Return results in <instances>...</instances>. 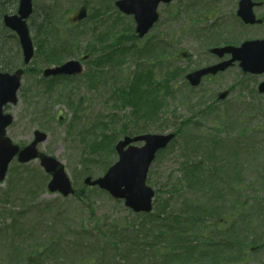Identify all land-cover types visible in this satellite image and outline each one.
Listing matches in <instances>:
<instances>
[{"label": "rangeland", "instance_id": "1", "mask_svg": "<svg viewBox=\"0 0 264 264\" xmlns=\"http://www.w3.org/2000/svg\"><path fill=\"white\" fill-rule=\"evenodd\" d=\"M115 1L34 0L37 11L30 25L36 50L27 65L16 33L6 32L5 37L0 25V44L2 40L9 43L14 68L25 67L18 103L5 107L14 116L8 136L23 147L33 141L35 130L45 131L48 137L39 149L59 159L75 189L86 192L85 203L53 193L47 187L51 176L39 159L20 163L15 158L0 182V264H83L93 255L99 257L94 264H137L136 254L145 246L137 251L135 245L130 258L120 252L122 257L115 260L111 247L114 241L140 244L132 234L135 229L112 232L109 225L138 224L141 239L152 240L154 235L143 226H149L150 217L139 216L123 201L87 186L84 180L88 175H104L118 160L115 145L125 135L165 132L176 136L157 153L148 172L147 184L155 190L151 213L156 214L163 203L166 213L170 208L178 210L174 230L196 229L193 212L181 210L183 202L212 209L200 208L205 232L188 237L193 241L184 254L173 251L165 259L158 254L153 263L188 264L201 258L212 264L209 260L220 257L219 264H264V95L258 91L264 73L245 74L236 63L205 77L196 87L185 78L187 72L216 62L210 47L258 37L264 34V26L244 25L237 16L239 0H174L160 6L159 21L139 38L133 16L122 13ZM83 5L91 19L62 27L73 22ZM17 8L18 1L9 12ZM95 26L96 36L104 35L93 42L95 47L105 51L113 47V59L95 66L97 50L81 76L45 80V67L87 52ZM58 28L84 30L71 41L74 50L78 45L80 49L59 62L45 56L44 48L45 41L55 40ZM118 42L123 44L116 46ZM148 71L149 85L160 89L161 104L145 114L147 105L136 108L125 102L122 90ZM223 91L228 94L219 99ZM192 168L195 174L189 178ZM171 236L179 247L182 234L172 232ZM151 251L157 254L158 249Z\"/></svg>", "mask_w": 264, "mask_h": 264}, {"label": "water", "instance_id": "2", "mask_svg": "<svg viewBox=\"0 0 264 264\" xmlns=\"http://www.w3.org/2000/svg\"><path fill=\"white\" fill-rule=\"evenodd\" d=\"M173 0H117L115 4L119 10L127 15H134L136 32L144 37L159 20L158 12L161 3ZM253 0H240L237 14L247 24L261 23L256 17ZM33 12V0H20L19 9L15 14H5L4 24L15 31L19 37L23 50V61L28 64L33 56L35 47L30 36L28 18ZM88 14L87 8L82 7L75 19L83 20ZM211 52L219 57L230 55L218 63L193 70L186 75L191 85L200 84L207 74H216L239 62L245 73H264V38L249 39L240 45L215 46ZM83 71L82 64L70 59L63 64L51 66L44 70L45 76L59 74H79ZM24 68L13 72L0 71V181L6 178L10 163L18 156V161L27 163L39 159L42 167L51 175L48 182L49 191L60 193L64 197L74 194L73 182L66 171L65 165L56 157L39 150V143L45 141L48 134L41 130L35 131V139L24 147L14 143L7 135V128L14 121L11 113L5 112L7 104L18 102V92L21 87ZM258 90L264 94V81ZM227 91L220 97L224 98ZM175 137L174 132L144 133L135 136L126 135L120 139L115 149L118 160L113 163L102 176L94 178L87 176L84 183L88 186H99L135 212H150L153 210L155 190L147 184V176L152 162L159 150L166 148ZM143 142L142 145H136Z\"/></svg>", "mask_w": 264, "mask_h": 264}, {"label": "trees", "instance_id": "3", "mask_svg": "<svg viewBox=\"0 0 264 264\" xmlns=\"http://www.w3.org/2000/svg\"><path fill=\"white\" fill-rule=\"evenodd\" d=\"M18 0H0V21L2 20V15L9 12L11 6L13 3L17 2ZM91 16H88V19L90 20ZM87 21V20H86ZM1 26V34L5 35L4 33L9 32L8 29L3 26V24H0ZM62 27L66 26H73L71 24L64 23L61 25ZM44 32L47 33L46 28H44ZM84 30L82 29H78L77 32H72L69 31L68 29L63 30V28H58L56 30V38L55 40H51V41H45L47 44H54L52 46H48L47 50H52V53L49 55V57H55L58 58L57 62L61 61L62 58L66 57L68 54H71L72 52H74V47L75 44H73L71 41L72 39H74L73 35L76 34H80L81 32H83ZM92 36H93V40L88 41L92 42H99L100 40H102V38H104V35L101 34L100 37L99 35L96 36V26L93 28L92 30ZM99 37V38H98ZM2 51L0 52V65L2 66V71H9L12 70L15 65V55L12 54V49L10 47H8V42L2 40ZM102 42H105L104 40ZM58 44L64 45V46H56ZM116 46H121L123 43L122 42H118L115 43ZM78 49H80V45L77 46ZM91 43L86 45V49L87 50H91ZM113 47L112 50H107L104 51L102 55H99L98 60L97 61V66L102 67V65L104 64L105 60L107 58L110 57V59L112 58V53H113ZM7 56V58L5 57ZM16 58L18 59V56L16 55ZM149 74H144L141 76H136V78L134 80H132L131 83L126 84L122 90V98L125 100V102L130 103L131 105L135 106L136 108H138L139 106L142 105H147L146 107H148V109L146 111H144L145 114H148L149 112L152 111L154 104L155 105H160L161 104V100H160V93H159V87L158 85H149L150 79H151V73L150 71H148ZM153 79V76H152ZM145 87V88H144ZM141 110V109H139ZM143 111V110H142ZM96 149L98 150L99 147L96 146ZM195 174V169H189V178H191L190 176ZM98 188V187H97ZM100 189V188H98ZM101 191H104L102 189H100ZM75 196L77 199H79L82 202H86V192L85 189H82L81 191H75V194L73 195ZM121 201V200H119ZM163 203H159L158 205V211L156 214H153L151 212L149 213H145V212H141V213H137L139 216L144 215L146 217H150V220L148 221L149 226L147 225H143L144 227L148 228L147 232H152V235H154V239L150 240L146 237H144L146 240L141 239L143 237V231H141V229H138L139 226L138 224H130L127 223L126 227L124 228H119L118 227V223L117 224H113L110 223L109 225V229L110 231L112 230V232L116 231L118 232V229L122 231H127L130 229H135L134 230V236H136L135 241L140 243V244H135L134 240L131 241H127L125 243L122 242H117L114 241L112 244V248L115 252V256H113V260H115L117 257H122L120 252H123L124 254H122L123 256H127L128 258H130L133 254V248L134 246H139V248L137 249V251H139L141 249L142 246H145V250L142 253L136 254V257L138 258V263L137 264H154L153 262L158 261V254L163 258H167L168 256L172 255L173 251L176 253V251L178 250V254L180 253H185L184 248L188 247V243L189 241H193V240H188V237L191 234L194 235H201L202 233H204V228L206 227V225L201 226L200 223V219H201V214H199L200 208L202 210H210L212 209V207H208L204 204L202 205H195L193 204L191 201H184L183 202V206L181 208V210H183L184 212L186 211H192L193 214L195 215V219L196 221L193 220V222L196 224V229H175V225H174V221H176V212H178V210L176 209H172L170 208V212L166 213L165 208H163ZM195 212H197L195 214ZM191 218V217H190ZM194 218V217H193ZM192 218V219H193ZM189 218L185 217V220H187ZM192 222V223H193ZM142 226V228H143ZM144 230H146L145 228H143ZM172 232H177L178 234H182V236H185V239H182V236L179 238V242L178 243L179 247L174 246L176 242V240L173 239V237L171 236ZM115 235H111V239L115 238ZM156 237L161 239L160 244L157 242ZM207 239H210L209 237H207ZM154 240V241H153ZM212 243V242H210ZM221 242H216L215 244H218ZM111 244V241H109V246ZM160 245V246H159ZM108 246V247H109ZM151 249H155L157 252V254H155L153 251H151ZM107 254L103 255V259L105 257H107ZM135 257V258H136ZM99 257L97 255H93L92 257L85 259L83 261V264H94L95 260H97ZM212 258V257H210ZM147 259V260H146ZM106 260V259H104ZM201 258H198L197 260L188 263V264H206L205 262H201ZM212 264H219L220 262V257L216 258V259H212L209 260ZM146 262V263H145Z\"/></svg>", "mask_w": 264, "mask_h": 264}, {"label": "flooded vegetation", "instance_id": "4", "mask_svg": "<svg viewBox=\"0 0 264 264\" xmlns=\"http://www.w3.org/2000/svg\"><path fill=\"white\" fill-rule=\"evenodd\" d=\"M256 1V0H255ZM258 3L254 6V12H255V14H256V16H257V18H261L263 21L261 22V23H254V24H247V23H245L238 15V17L240 18V20L244 23V25H246V26H248V27H261V26H264V13L262 12V8L264 7V1H257ZM19 6V5H18ZM17 11H18V8L16 9ZM16 11V12H17ZM36 11H37V9H36V7H35V4H34V0H33V12H32V15H31V17H33L34 16V14L36 13ZM16 12H7L6 14H15ZM3 17H4V15H3ZM30 17V18H31ZM30 18L28 19V25H29V29H30V33H31V25H30ZM87 19H85V20H79V19H75V17H73L72 18V21L73 22H68L69 24H71V25H78L79 23H83V22H85ZM2 24H3V26H5V24H4V20H3V18H2V22H1ZM46 23H47V20H45L44 21V23L42 24V25H46ZM6 27V26H5ZM42 26H39V28L37 29V30H41L40 28H41ZM7 28V27H6ZM8 29V28H7ZM45 30V29H44ZM46 30H47V28H46ZM8 31L9 32H11L9 29H8ZM5 37H7V35L5 34L4 35ZM45 37H47L46 35H45ZM255 38H264V34L263 35H260V36H258V37H255ZM247 39H252V38H247ZM5 41V40H4ZM47 42V41H46ZM93 42H95V41H92V42H89V43H91V50L89 51V50H87V49H85V50H87V52H85L84 54H81V55H79V56H77L76 58H70V59H75V60H78L81 64H82V66H83V71L81 72V73H79V74H71V75H69V74H63V75H50V76H45L44 75V70L46 69V68H48V67H51V66H57V65H60V64H63L64 62H66V61H68V60H70V59H68V60H63V61H61V62H59V63H55V64H53V65H51V66H47V67H45L44 69H43V71H42V75H43V78L46 80V79H51V80H55V79H57V78H68V77H78V76H81L82 74H84V72L86 71V68H87V64H88V62H89V60L91 59V54H94L97 50H98V52H99V55H102L103 54V52L105 51V50H103V49H97L96 47H95V43H93ZM89 43H87V44H89ZM9 44V43H8ZM45 44V49L47 48L48 49V46H52V45H54V44H47V43H44ZM227 44H229V43H227ZM231 44H234V43H231ZM222 45H226V44H222ZM234 45H237V44H234ZM8 47H9V45H7ZM56 46H64V45H61V44H58V45H56ZM77 46V45H76ZM11 48V47H10ZM44 49V50H45ZM35 50H36V47H35ZM2 51V45L0 44V52ZM76 51H78V49H76L74 52H76ZM52 53V50H46V52H45V56H47V57H49V55ZM73 54V53H72ZM34 55H35V51H34ZM70 54H68L67 56H69ZM215 55V54H214ZM66 56V57H67ZM95 56H96V54H95ZM216 57H217V60H216V62L215 63H218V62H220L221 60H223V59H226V58H229V55H227V56H224V57H219V56H217V55H215ZM5 57V56H4ZM5 58H7V56L5 57ZM33 59H34V56H33V58H32V60L30 61V62H32L33 61ZM94 61H96L95 62V66L97 65V61H99L98 59H95V57H94ZM29 62V63H30ZM90 62H91V60H90ZM215 63H212V64H215ZM234 64H236V63H234ZM233 64V65H234ZM232 65V66H233ZM203 67V66H202ZM231 67V66H230ZM230 67H228V68H230ZM227 68V69H228ZM227 69H225V70H227ZM225 70H223V71H219L218 73H216V74H207V75H205L203 78H202V81H203V79L205 78V77H207V76H216V75H218L219 73H221V72H224ZM202 81L200 82V84L202 83ZM191 84V83H190ZM200 84H198V85H196V86H199ZM193 86V85H192ZM196 86H194V87H196ZM223 92H225V91H223ZM223 92H221L220 94H219V99H224V98H221L220 97V95L223 93ZM227 94H228V91H227Z\"/></svg>", "mask_w": 264, "mask_h": 264}]
</instances>
